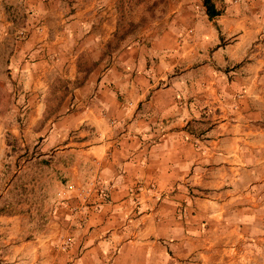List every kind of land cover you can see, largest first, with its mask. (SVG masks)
Returning <instances> with one entry per match:
<instances>
[{
    "label": "crops",
    "instance_id": "0c3cea01",
    "mask_svg": "<svg viewBox=\"0 0 264 264\" xmlns=\"http://www.w3.org/2000/svg\"><path fill=\"white\" fill-rule=\"evenodd\" d=\"M210 1L0 0V264H264V0Z\"/></svg>",
    "mask_w": 264,
    "mask_h": 264
},
{
    "label": "rangeland",
    "instance_id": "374dc122",
    "mask_svg": "<svg viewBox=\"0 0 264 264\" xmlns=\"http://www.w3.org/2000/svg\"><path fill=\"white\" fill-rule=\"evenodd\" d=\"M122 1H123V3H126V5H128V3H127L128 0H122ZM132 1L135 2V1H138V0H132ZM142 1L153 2L152 7H150L149 10H148L150 15H154L155 16V13L161 11V8H160V1L161 0H142ZM157 2H158V4H156ZM141 7H142V5L140 7H138V5H136V6L133 5V8L130 9L129 6H126V8H125V10L123 12V19H122V26L126 28V29H124V31L127 30L129 21H131L133 23L135 21H137V19L139 17L138 15L140 14L138 12L144 10V9H141Z\"/></svg>",
    "mask_w": 264,
    "mask_h": 264
},
{
    "label": "built area",
    "instance_id": "2783aa9c",
    "mask_svg": "<svg viewBox=\"0 0 264 264\" xmlns=\"http://www.w3.org/2000/svg\"><path fill=\"white\" fill-rule=\"evenodd\" d=\"M236 2L237 0H233ZM98 182V181H96ZM101 192H104V189H100ZM92 192V189H87L84 186H77L76 184H68V186L60 192V196L64 197L67 193L74 194L78 199L81 200V202H87L88 197L90 193Z\"/></svg>",
    "mask_w": 264,
    "mask_h": 264
},
{
    "label": "trees",
    "instance_id": "16d2710c",
    "mask_svg": "<svg viewBox=\"0 0 264 264\" xmlns=\"http://www.w3.org/2000/svg\"><path fill=\"white\" fill-rule=\"evenodd\" d=\"M131 1L132 0H128L127 3L130 4ZM138 1H140V0H138ZM203 5H204L205 11H206V14L208 15V17L211 18V17L218 14V12L214 9V6L210 0H203ZM150 7H152V6H150Z\"/></svg>",
    "mask_w": 264,
    "mask_h": 264
}]
</instances>
